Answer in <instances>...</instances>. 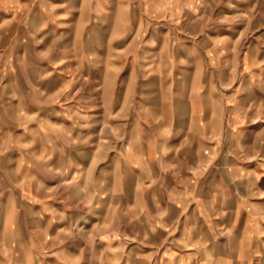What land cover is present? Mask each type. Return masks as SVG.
<instances>
[{
    "label": "crops",
    "instance_id": "0c3cea01",
    "mask_svg": "<svg viewBox=\"0 0 264 264\" xmlns=\"http://www.w3.org/2000/svg\"><path fill=\"white\" fill-rule=\"evenodd\" d=\"M1 14L6 19L17 17L16 12ZM96 58L93 102L83 97L70 102L77 114L62 119L39 118L40 99H24L22 83L0 84V94L5 95L0 98L4 248L23 251L28 240L31 245L38 240L40 154H57L62 155L63 171L68 170L59 217L68 224L97 219L104 202L116 209L125 203L156 232L186 236L182 240L200 259L191 264H251L257 258V264H264L263 111L248 119L233 116L236 105L211 84L184 96L162 98V86H152L150 67L143 72L147 78L141 97H135L127 63L121 69L110 67L111 83L104 89L103 56ZM125 92L130 93L126 98ZM57 120L81 125L72 137L64 133L62 142L54 137L47 144L42 143L37 125L29 134L21 129L24 121ZM57 163L50 159L48 168H59ZM63 228L51 226L49 232L57 234Z\"/></svg>",
    "mask_w": 264,
    "mask_h": 264
},
{
    "label": "rangeland",
    "instance_id": "374dc122",
    "mask_svg": "<svg viewBox=\"0 0 264 264\" xmlns=\"http://www.w3.org/2000/svg\"><path fill=\"white\" fill-rule=\"evenodd\" d=\"M13 12L14 19L1 14ZM0 24V84L22 83L24 99H40L37 109L44 120L77 114L68 104L80 97L93 102L101 54L104 89L111 83L110 67L127 63L135 97H141L143 72L150 67L152 86H162V98L211 84L236 105L233 116L248 119L260 110L264 115V0H0ZM57 121H24L21 129L29 134L37 125L47 144L54 137L62 142L64 133L72 137L81 125ZM89 125L93 130L94 123ZM61 156L40 154L38 240L32 245L28 240L23 251L6 250L0 240V264L25 259L28 264H191L199 259L182 240L186 236L156 232L125 203L116 209L104 202L97 219L80 224L59 218L68 186ZM52 158L59 168H48ZM49 214L57 218L50 220ZM51 226L65 228L52 234Z\"/></svg>",
    "mask_w": 264,
    "mask_h": 264
}]
</instances>
